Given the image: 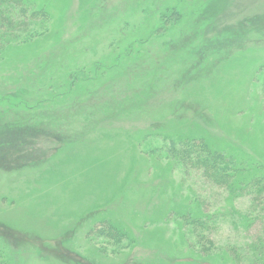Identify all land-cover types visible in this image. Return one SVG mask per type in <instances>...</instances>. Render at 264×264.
<instances>
[{
    "label": "rangeland",
    "instance_id": "rangeland-1",
    "mask_svg": "<svg viewBox=\"0 0 264 264\" xmlns=\"http://www.w3.org/2000/svg\"><path fill=\"white\" fill-rule=\"evenodd\" d=\"M22 3L37 33L0 43V264H264L244 186L264 177V0ZM188 140L235 160L230 187Z\"/></svg>",
    "mask_w": 264,
    "mask_h": 264
},
{
    "label": "trees",
    "instance_id": "trees-1",
    "mask_svg": "<svg viewBox=\"0 0 264 264\" xmlns=\"http://www.w3.org/2000/svg\"><path fill=\"white\" fill-rule=\"evenodd\" d=\"M22 4V0H0V43L3 42L10 44L14 41L21 42L22 33H25L28 36H33L34 33H37L36 31L31 32L30 27L34 26V23L29 18H26L25 15L27 9ZM191 143L192 142L190 141L189 144L188 140L187 145L184 146L182 142H179V147H181L184 151L183 158L185 162L189 166L199 169L202 172L203 177L206 178L213 186L219 188L230 187L229 185L233 180L231 167H233L234 164L236 165L235 160L232 161L229 158L226 161L223 157L224 155H220V153L218 154V152L212 151L202 142L199 143L198 150L192 152L189 149L192 147ZM173 145L175 146L174 143ZM244 186L247 190V195L251 197V201L255 204L257 203L258 206L263 205V207L261 206V209L264 213V177L254 178V180ZM244 186H242L241 191L244 190ZM236 191L239 190L236 189ZM257 244L259 246V249L256 251L257 254H264V244L261 243V241ZM256 249L257 247L255 250ZM261 258L264 263V255L261 256Z\"/></svg>",
    "mask_w": 264,
    "mask_h": 264
}]
</instances>
